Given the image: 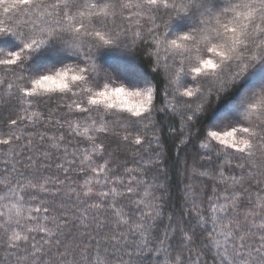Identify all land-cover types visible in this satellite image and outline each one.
I'll use <instances>...</instances> for the list:
<instances>
[{"label":"snow or ice","instance_id":"obj_1","mask_svg":"<svg viewBox=\"0 0 264 264\" xmlns=\"http://www.w3.org/2000/svg\"><path fill=\"white\" fill-rule=\"evenodd\" d=\"M0 4L6 5L5 14L15 10L13 15L0 19V113L9 112L5 122L9 135L0 139V145L8 146L13 139L21 141L22 136L12 134V129L25 120L31 122L26 115L13 118L12 113H27L33 104L39 106L49 101L59 102V114H49L46 126L62 128L66 122L70 136L75 130L73 122L83 121L86 132L100 134L83 136L82 141L87 143L77 141L78 151L83 152L79 157L80 174L87 175L88 170L95 174L80 187L65 183L72 179L70 172L76 164V153L71 154L68 167L56 164L64 176L54 183L29 180L27 185L17 181L13 186L11 180H0V192H11L17 209L16 219L10 216L4 220L5 213L0 211V245L9 255L26 264H92L88 249L92 241H99L89 235V221L96 225L98 233L107 229L108 223L99 220L101 214L106 219L113 217L114 241H127L125 228L133 237L148 231L143 221L151 217V212L142 211L137 204L141 218L133 220L118 209L117 202H109L115 188L93 190L91 179L100 183V176L111 171L110 165L97 164L94 159L105 151L108 125L115 121L116 127H127L150 121L155 94L164 83L168 86L165 94L171 88L180 97L188 98L177 100L187 109L184 115L188 121L198 119L209 94L239 89L234 103L211 125L216 127L221 121L230 120V130H208L206 135L222 146L216 149L218 153L223 152L236 162L240 177L228 173L232 184H226L222 191L214 190L210 198L209 207L214 215L205 218L200 214L198 218L205 226L212 225L206 229V243L223 248V252L217 251L221 264H264V189L260 187L264 185V101L252 103L248 97L252 85H245V80L240 79L248 69L264 67V0H0ZM180 20H187L188 26L174 32L173 26ZM157 21H162V30ZM137 42L155 49L156 67L151 73L133 63L121 70L99 58L102 52L133 48ZM200 45L220 60L202 59L192 69L195 76L190 78L192 48L202 52ZM161 57L166 79L161 78ZM113 76L122 81L119 86H115ZM261 84L264 85V79ZM75 134L81 136L78 131ZM112 135L120 134L114 131ZM129 135L123 136L125 142ZM40 139L44 140L43 134ZM50 139L54 141L56 137ZM59 139L65 140L66 136L61 134ZM135 143L140 145V139ZM71 145L72 140H68L65 157L70 155ZM32 146L33 141L29 140L23 149L31 151ZM203 147L209 145L205 143ZM29 159L31 167L41 166L38 157ZM219 176L223 181L224 170L219 171ZM108 180L106 177L105 185ZM127 191L131 193L132 188ZM26 192L32 200L37 199L39 192L40 203L30 206L24 216ZM251 192L257 193L255 200L251 199ZM246 196L247 204L243 199ZM0 199L8 197L0 195ZM180 243L184 247L177 250L179 254L172 258V264H185L183 250H188L189 245L183 239ZM144 247L146 242L137 247L135 254L142 255ZM127 254L131 258L132 250ZM194 264H199L198 260Z\"/></svg>","mask_w":264,"mask_h":264},{"label":"trees","instance_id":"obj_2","mask_svg":"<svg viewBox=\"0 0 264 264\" xmlns=\"http://www.w3.org/2000/svg\"><path fill=\"white\" fill-rule=\"evenodd\" d=\"M5 6L0 4V19L15 13L13 9L5 14L3 12ZM226 19L224 18L225 22ZM157 23L161 25L162 30V21H157ZM187 26V20H180L173 26V31L178 33L185 30ZM220 30L223 31V28ZM144 35L147 36V32ZM131 38L134 39V36ZM199 47L203 48L202 52H197L196 47L192 48L194 55L188 65L190 78L195 76L192 69L198 67L202 59H213L216 62L220 60L219 56L208 52L203 45ZM218 51L220 50L218 49ZM99 58L103 62L116 64L121 70L127 68L129 63L135 64L148 73H151L152 69L156 67L155 49H149L147 44L139 42L133 48L102 52ZM160 68L161 78L166 79L167 73L162 57ZM240 79L245 80L243 82L245 85H252L248 92L252 103L264 101V85L261 84V80L264 79V67L257 65L248 69ZM113 80L115 86L122 83L121 80L115 79V76H113ZM109 86L113 85L110 83ZM167 87L164 83L160 84L159 92L155 94V108L150 121L127 127H116L115 121L110 123L108 139L104 141L105 151L102 156L94 158L97 164L107 163L110 165L111 171L100 176V183H97L96 179H91L93 190L103 188L105 191H111L115 188L116 192L110 197L109 202H117L118 209L125 211L133 220L141 218V211H137V204L142 206V211L151 212L152 215L143 221L148 228L147 232L133 237L128 233L127 228L124 229V235L128 237L127 241L112 239L114 235L112 229L115 227L111 223L113 217L106 219L104 214L99 216L100 221L108 223V228L99 233L96 225L89 221V235L96 237V240L99 241L98 244L92 241L88 249L92 264H97V261L101 264H172V258L179 254L177 250L184 247L180 243L182 239L189 245L188 250H183L185 264H194L197 260L199 264H221V258L217 255V251L223 252V248L217 249L206 243V229H210L212 225L205 226L200 223L198 217L200 214H204L205 218L214 215L209 207L213 191H222L226 184H232V178L228 173H234L239 179L241 169L236 167L234 160L225 157L223 152L218 153L216 149L222 146L217 141L207 138L206 134L208 130L221 133L230 130L232 123L230 120H223L216 127H211V125L221 112L234 103L239 89L209 94L210 99H205L198 119L188 121L184 115L187 109L177 103L178 99L188 98L180 97L179 92L171 88L168 89V94H165ZM57 103L59 102L49 101L39 106L33 104L27 113H12L13 118L19 114L26 115L30 117L31 122L25 120L19 127L12 129V134L22 136L21 141L17 142L13 139V142L8 146L0 145V180H11L13 186L17 181L27 185L29 180L54 183L58 177L63 179L64 176L63 172L56 168V164L64 163L65 167H68V160L73 158L72 153H76V164L70 172L72 179L66 181V184L80 187L85 180L95 175L90 170L87 171V175L80 174L79 157L83 155V152L82 150L78 151L80 145L77 141H82V137L89 134L97 136L100 134L86 132L87 125L83 121L73 122L75 130L70 136L66 122L62 128L46 126L49 114L54 116L59 114ZM8 117L7 110L0 113V139L9 135V128L5 123ZM189 124L192 127H189ZM77 131L81 133V136H76ZM114 131L119 132V137L112 135ZM41 134L44 135L43 141L40 139ZM61 134L66 136L65 140L59 139ZM125 135H129L127 142L123 140ZM52 136L56 137L54 141L50 139ZM137 138L141 141L140 145L135 143ZM29 140L33 141L32 149L25 151L23 145L27 144ZM68 140H72V145L68 147L70 155L65 157V145ZM82 142L87 143V141ZM53 143L56 144V147H51ZM205 143L209 145L208 148L203 147ZM17 153L19 155H16ZM206 153L211 154L207 155ZM29 157L33 160L38 157L41 166L39 168L31 167ZM13 165H15V171H13ZM220 170H224L223 181L219 176ZM106 177L109 178L107 185L104 184ZM253 183L255 185V182ZM46 186L51 187L52 184ZM128 187L132 188L131 193L127 191ZM260 187L264 189V185H260ZM0 195L8 197V200L0 199V211L5 213L4 220L10 216L16 219L17 209L13 205V194L0 192ZM36 195L37 199L32 200L31 195L26 192L27 198L22 207L24 216L28 214L30 206L39 205L40 193L37 192ZM250 197L255 200L257 193L251 192ZM243 199L247 204L249 197L246 196ZM212 202L223 203L222 200H213ZM91 211L101 210L92 209ZM22 222L27 223L26 221ZM76 223L79 224V221L77 220ZM12 227L15 225L13 224ZM73 232L77 237L79 236L75 229ZM0 233H2V229H0ZM219 239L221 242L223 241V237ZM87 242V238H85V243ZM145 242L146 247H144L143 254L137 256L135 250L138 246H144ZM129 250L133 252L131 258L127 254ZM189 257L192 259L189 260ZM79 259L80 257L77 255V260ZM0 264H26V262L16 260L14 256L9 255V251L3 245H0Z\"/></svg>","mask_w":264,"mask_h":264},{"label":"rangeland","instance_id":"obj_3","mask_svg":"<svg viewBox=\"0 0 264 264\" xmlns=\"http://www.w3.org/2000/svg\"><path fill=\"white\" fill-rule=\"evenodd\" d=\"M110 64H112L113 66H115V67H118L116 64H114V63H110ZM119 68V67H118ZM120 69V68H119Z\"/></svg>","mask_w":264,"mask_h":264}]
</instances>
